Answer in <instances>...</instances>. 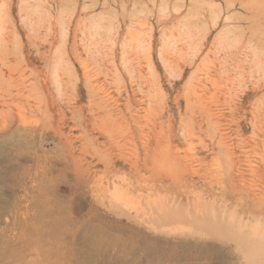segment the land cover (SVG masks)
Here are the masks:
<instances>
[{
  "label": "rangeland",
  "instance_id": "374dc122",
  "mask_svg": "<svg viewBox=\"0 0 264 264\" xmlns=\"http://www.w3.org/2000/svg\"><path fill=\"white\" fill-rule=\"evenodd\" d=\"M263 14L0 0V264H264Z\"/></svg>",
  "mask_w": 264,
  "mask_h": 264
},
{
  "label": "bare ground",
  "instance_id": "6f19581e",
  "mask_svg": "<svg viewBox=\"0 0 264 264\" xmlns=\"http://www.w3.org/2000/svg\"><path fill=\"white\" fill-rule=\"evenodd\" d=\"M238 1H242V0H238ZM251 1V0H250ZM107 2V1H106ZM247 2H248V0H247ZM182 7H185L184 5L182 6ZM259 11V10H258ZM261 11V10H260ZM183 14V11L182 10H180V11H178V14H171L170 15V20L167 22L168 24H170V23H172L173 21H175V20H177V19H179V17H181V15ZM260 14V13H259ZM264 15V14H263ZM240 52V51H239Z\"/></svg>",
  "mask_w": 264,
  "mask_h": 264
}]
</instances>
